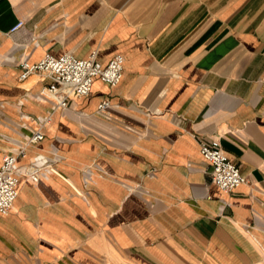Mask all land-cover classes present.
I'll list each match as a JSON object with an SVG mask.
<instances>
[{
	"label": "crops",
	"instance_id": "1",
	"mask_svg": "<svg viewBox=\"0 0 264 264\" xmlns=\"http://www.w3.org/2000/svg\"><path fill=\"white\" fill-rule=\"evenodd\" d=\"M94 51L123 77L65 109L20 79ZM42 119L19 162L45 173L0 213V264H264V0H0V164ZM198 137L249 183L222 191Z\"/></svg>",
	"mask_w": 264,
	"mask_h": 264
},
{
	"label": "built area",
	"instance_id": "2",
	"mask_svg": "<svg viewBox=\"0 0 264 264\" xmlns=\"http://www.w3.org/2000/svg\"><path fill=\"white\" fill-rule=\"evenodd\" d=\"M24 25L19 21L12 31ZM124 55H115L107 64H103L98 51H94L89 58L79 59L73 53L67 52L56 56L46 53L37 63H30L24 59L19 63L20 79H26L34 73L43 74L51 82L43 86L38 92L40 98L52 102L57 108L65 109L72 98L87 97L92 93L96 79L116 86L120 83L124 73ZM111 107L108 99L98 105L99 111ZM48 120V119H47ZM46 120H40V128L27 136L24 141L17 143L3 157L0 164V213L7 214L15 204L19 194L21 178L37 183L45 173L41 164L30 162L21 164L20 158L27 154L30 145L44 140L43 126ZM200 153L213 167V182L225 193H230L249 183L240 168L228 157L217 138L198 137Z\"/></svg>",
	"mask_w": 264,
	"mask_h": 264
},
{
	"label": "rangeland",
	"instance_id": "3",
	"mask_svg": "<svg viewBox=\"0 0 264 264\" xmlns=\"http://www.w3.org/2000/svg\"><path fill=\"white\" fill-rule=\"evenodd\" d=\"M42 99H44V98H42ZM45 100V99H44ZM37 123H38V121H37ZM5 126H7V127H9L10 129H13V126L11 125V124H8V123H3ZM40 124V123H39ZM26 125H21L20 127L22 128V127H25ZM27 136V135H26ZM14 148V146L13 147H10L9 148V150L10 149H13ZM4 150H6V149H4ZM7 151V150H6Z\"/></svg>",
	"mask_w": 264,
	"mask_h": 264
}]
</instances>
